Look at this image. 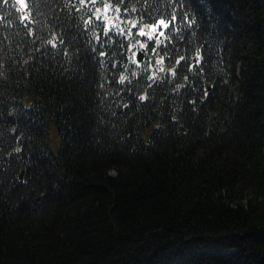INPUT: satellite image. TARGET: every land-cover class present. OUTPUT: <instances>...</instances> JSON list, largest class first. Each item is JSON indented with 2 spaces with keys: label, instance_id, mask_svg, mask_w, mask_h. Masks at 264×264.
Segmentation results:
<instances>
[{
  "label": "trees",
  "instance_id": "16d2710c",
  "mask_svg": "<svg viewBox=\"0 0 264 264\" xmlns=\"http://www.w3.org/2000/svg\"><path fill=\"white\" fill-rule=\"evenodd\" d=\"M0 264H264V0H0Z\"/></svg>",
  "mask_w": 264,
  "mask_h": 264
},
{
  "label": "water",
  "instance_id": "95a60500",
  "mask_svg": "<svg viewBox=\"0 0 264 264\" xmlns=\"http://www.w3.org/2000/svg\"><path fill=\"white\" fill-rule=\"evenodd\" d=\"M140 61H141V58H140Z\"/></svg>",
  "mask_w": 264,
  "mask_h": 264
}]
</instances>
